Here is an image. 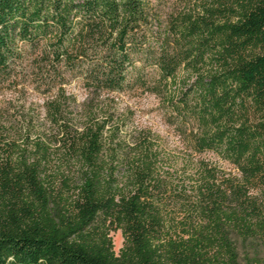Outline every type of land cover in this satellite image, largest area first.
Wrapping results in <instances>:
<instances>
[{
  "label": "trees",
  "instance_id": "16d2710c",
  "mask_svg": "<svg viewBox=\"0 0 264 264\" xmlns=\"http://www.w3.org/2000/svg\"><path fill=\"white\" fill-rule=\"evenodd\" d=\"M143 95L171 142L118 113ZM235 240L264 252V0H0V264H237Z\"/></svg>",
  "mask_w": 264,
  "mask_h": 264
},
{
  "label": "rangeland",
  "instance_id": "374dc122",
  "mask_svg": "<svg viewBox=\"0 0 264 264\" xmlns=\"http://www.w3.org/2000/svg\"><path fill=\"white\" fill-rule=\"evenodd\" d=\"M78 101H82L85 93L79 88H72ZM118 113L128 117L133 127H147L156 134L165 138L169 142L172 141L170 132L163 124L160 113L157 110V101L149 96L137 97H120L116 99ZM39 103V102H38ZM224 170H229V167L222 165ZM109 237L113 245V251L117 255L123 246V237L119 230L110 232ZM237 253V264H264V252L258 243L248 241L242 243L235 240ZM221 258L219 261L221 262Z\"/></svg>",
  "mask_w": 264,
  "mask_h": 264
}]
</instances>
